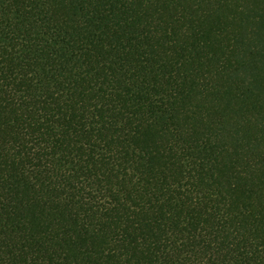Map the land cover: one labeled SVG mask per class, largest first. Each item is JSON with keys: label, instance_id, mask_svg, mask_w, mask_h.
I'll return each instance as SVG.
<instances>
[{"label": "trees", "instance_id": "1", "mask_svg": "<svg viewBox=\"0 0 264 264\" xmlns=\"http://www.w3.org/2000/svg\"><path fill=\"white\" fill-rule=\"evenodd\" d=\"M0 264H264V0H0Z\"/></svg>", "mask_w": 264, "mask_h": 264}]
</instances>
